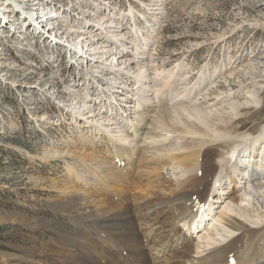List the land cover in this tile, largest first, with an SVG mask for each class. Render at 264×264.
<instances>
[{"label": "bare ground", "instance_id": "obj_1", "mask_svg": "<svg viewBox=\"0 0 264 264\" xmlns=\"http://www.w3.org/2000/svg\"><path fill=\"white\" fill-rule=\"evenodd\" d=\"M86 1L68 2L78 15L63 12L61 6L56 5L64 20L77 17L75 24L68 21L58 24L74 36L70 41L73 49L67 54L69 61L78 62L75 63L78 68L83 60L88 65L84 66L87 68V92H79L76 84L66 86L72 98L71 112L75 115L83 112L78 117L87 119L81 121L83 130L76 132L81 146L74 140L66 141L68 145H59L62 149L52 153L77 158L70 161L73 178L69 177L64 188V191L71 188L69 194H62V198L52 203L71 218L75 227L54 225L57 235L42 246L41 252L51 254L54 257L51 261L39 260L34 253L8 255L0 251V262L264 264V117L255 119L263 106L259 91L218 99L212 104L213 108L207 110L215 115L212 116L214 126L211 128L205 121L197 124L199 128L196 125L193 128L186 123L187 115L184 113L183 121L186 122H183L180 113L197 114L198 97L190 98V93L185 94L187 85L180 78L173 80V87L179 84V89L171 99L165 96L162 88L152 84L161 80L156 75L161 72L156 67L149 72L155 63L148 52L150 37L140 40L139 34V41L134 45L133 25L131 27L129 18L121 10V1ZM78 2L89 6L85 8ZM0 3V8L8 6L2 0ZM42 3L48 4L46 0ZM93 5L97 9L96 24H90L85 18L94 12ZM38 6L40 16L47 6ZM7 8L1 12L8 17L11 8ZM164 10L163 3L149 6L156 22ZM40 21H45L42 24L45 23L47 29L48 19L41 17ZM42 24L37 32L44 37L54 34L58 28L53 25V31H42ZM110 33L112 35L108 36ZM18 65L15 61L10 67L17 70ZM36 72L30 69V73ZM92 74L99 86L90 80ZM19 84L23 83H16ZM252 107L255 111L243 112ZM124 109L131 112L134 109L132 122L128 123ZM198 132L204 135L199 136L198 141L196 136V141H191ZM195 145L197 151H194ZM67 146L72 149H64ZM79 154L81 156L76 157ZM117 160L125 161V166ZM143 162H147L146 168L159 170V173H151L154 179L143 172ZM170 171L171 178L166 175ZM159 177H162L160 181ZM76 179L85 189L77 187ZM70 182L75 185H69ZM115 194L123 199L116 201ZM206 217H213L214 222L201 229L195 240L189 232L202 228ZM116 246L121 248L120 252L116 251Z\"/></svg>", "mask_w": 264, "mask_h": 264}, {"label": "rangeland", "instance_id": "obj_2", "mask_svg": "<svg viewBox=\"0 0 264 264\" xmlns=\"http://www.w3.org/2000/svg\"><path fill=\"white\" fill-rule=\"evenodd\" d=\"M42 1L16 0V3L13 0H2L11 8V12L7 13L8 17L1 12L7 11L8 6L0 8V251L8 255L34 253L39 260L51 261L54 259L51 254L41 252L42 246L57 235L54 225L59 223L75 227L71 218L52 203L57 198H62V194H69L71 188L68 191H64V188L72 176L71 163L77 160L74 156L59 157L52 153L62 149L59 145H68L66 141L74 140L81 146L76 132L83 130L84 123L81 121L87 119L78 117L83 112L76 115L71 112L72 98L66 91V86L76 84L79 92H87V68L84 66L88 65L83 60L78 68L75 65L78 62L69 61L67 54L73 49L70 41L74 40V36H70L63 26L58 25H63L66 21L75 24L77 17L64 20L61 10L56 6L60 5L63 12L75 13V8L68 5L72 0H46V5ZM120 1L121 10L129 18L131 27L133 25L134 45L139 41V34L140 40L150 37L152 42L148 52L154 57L156 64L153 66L151 63L149 72L154 71L155 67L159 68L161 74L156 75L162 80L153 81L152 84L155 83L156 88H162V92L166 94L164 95L171 99L179 89V84L173 87V80L180 78L187 85L185 94L190 93V98L198 97L199 111L198 115L195 114L199 119H196L195 114L181 112L180 117H184L182 121L187 115L188 121L183 122L199 128L197 124H204L206 121L212 128L214 114L207 112L213 108L212 104L229 95H248L250 90L259 91L263 105L258 109L261 111L256 113L255 119L264 117V0ZM84 2L77 4L85 8L89 6ZM157 3L165 5L158 22L149 12V6L153 7ZM38 5L42 8L47 6L41 13L43 16L38 15L41 12ZM94 8V12L90 10L92 13L85 17L90 24H96L97 20L94 16L97 9L95 6ZM76 13L78 15L79 12ZM41 17L48 19L50 24L47 29L44 27L45 23L42 24L45 21H40ZM41 24L44 28L42 31H53V25H58V28L54 30V34L44 37L37 32L38 29L41 30ZM15 61L19 64L16 66L17 70L10 67ZM30 69L37 72L30 73ZM78 72L81 76H78ZM93 77L95 75L92 74L90 80L95 86H99L98 79ZM212 79L215 80L214 85L211 84ZM18 82L23 84L16 85ZM164 85H168L167 90ZM169 88L174 95L169 92ZM75 96H78L77 92ZM121 105L118 103V106ZM133 111L134 109L132 112L124 109L128 123L134 120ZM253 111L254 107L243 112ZM189 116L197 121L187 119ZM196 134H193L194 138H190L191 141H196L195 136L198 141L201 139L199 136L204 135L201 132ZM68 147L71 148L67 146L64 149ZM193 148L194 151L198 149L196 145ZM78 156L81 155L76 157ZM117 162L122 166L126 164L121 160ZM146 164L147 162H143V172L147 175L159 173L158 169L153 171L152 168H146ZM166 175L170 176L171 171ZM150 178L154 179V175ZM161 179L159 177L158 181ZM74 182L79 184L77 187L80 189H85L81 181L76 179ZM228 188L231 190L229 186ZM113 197L116 201L123 199L117 194ZM165 215L166 211L163 213ZM213 222V217L206 218L202 228L191 230L189 236L196 240L201 229L210 227ZM114 248L121 251L119 246ZM0 264H7V261Z\"/></svg>", "mask_w": 264, "mask_h": 264}]
</instances>
